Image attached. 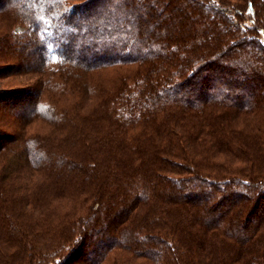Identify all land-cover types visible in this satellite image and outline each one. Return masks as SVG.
I'll return each instance as SVG.
<instances>
[{"label": "trees", "instance_id": "1", "mask_svg": "<svg viewBox=\"0 0 264 264\" xmlns=\"http://www.w3.org/2000/svg\"><path fill=\"white\" fill-rule=\"evenodd\" d=\"M263 21L0 0V264H264Z\"/></svg>", "mask_w": 264, "mask_h": 264}, {"label": "rangeland", "instance_id": "2", "mask_svg": "<svg viewBox=\"0 0 264 264\" xmlns=\"http://www.w3.org/2000/svg\"><path fill=\"white\" fill-rule=\"evenodd\" d=\"M251 16L247 17L246 18V24L247 25H251L252 24V20L250 19ZM23 28L21 26H17L15 31L16 32H20ZM260 38H261V41L264 42V21L262 23V28H261V31H260ZM31 76H24V77H18V78H10V79H7L5 81H0V88L2 87H8V86H18L20 84H24L27 83V81L29 82L31 80L30 78Z\"/></svg>", "mask_w": 264, "mask_h": 264}]
</instances>
